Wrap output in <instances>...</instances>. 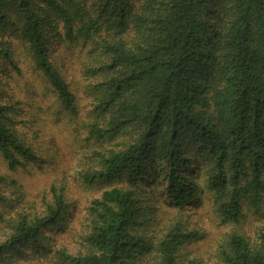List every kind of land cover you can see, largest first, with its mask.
Here are the masks:
<instances>
[{"label": "trees", "instance_id": "1", "mask_svg": "<svg viewBox=\"0 0 264 264\" xmlns=\"http://www.w3.org/2000/svg\"><path fill=\"white\" fill-rule=\"evenodd\" d=\"M11 38L73 114L53 55L86 49L83 127L99 149L78 176L105 189L74 251L49 240L71 206L63 185L34 211L15 210L0 188V264H22L30 249L53 264H195L184 248L199 234L179 218L188 204L208 193L222 223L236 224L264 203V0H0V155L15 169L39 157L18 128ZM151 184L174 220L158 215ZM254 236L227 233L217 264H264V228Z\"/></svg>", "mask_w": 264, "mask_h": 264}, {"label": "rangeland", "instance_id": "2", "mask_svg": "<svg viewBox=\"0 0 264 264\" xmlns=\"http://www.w3.org/2000/svg\"><path fill=\"white\" fill-rule=\"evenodd\" d=\"M11 41L15 60L22 71L10 81L15 97L20 101L18 128L39 159L26 161L23 166L11 169L0 155V188L6 190L5 194L13 200L15 210L24 208L34 211L41 210L50 200L53 185H63L71 206L62 226L49 240L54 249L75 251L81 248L79 241L87 231L88 208L105 189L101 185L88 186L78 176L79 170L90 162V152L99 149L98 143L85 140L83 127L93 101L86 92L89 79L82 71L87 61L86 49L78 44L65 43L53 55L55 64L77 97L78 112L73 114L64 110L54 90L33 68L27 45L16 38H11ZM154 187L153 184L146 186L147 195L155 197V202H158V215L166 222L174 220L179 213L165 202V190L155 187L154 193ZM245 213V217L236 224L222 223L208 193H204L200 201L188 204L179 218L183 226L199 234V237L184 248L186 262L217 264L218 248L233 229L255 237L256 231L264 228V203L257 208L246 205ZM44 255H37L30 249L22 264H53L46 260L48 255Z\"/></svg>", "mask_w": 264, "mask_h": 264}]
</instances>
